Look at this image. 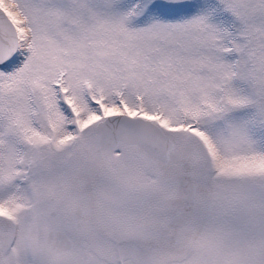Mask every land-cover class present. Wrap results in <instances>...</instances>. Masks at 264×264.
<instances>
[{"label":"snow or ice","instance_id":"obj_1","mask_svg":"<svg viewBox=\"0 0 264 264\" xmlns=\"http://www.w3.org/2000/svg\"><path fill=\"white\" fill-rule=\"evenodd\" d=\"M0 264H264V0H0Z\"/></svg>","mask_w":264,"mask_h":264}]
</instances>
